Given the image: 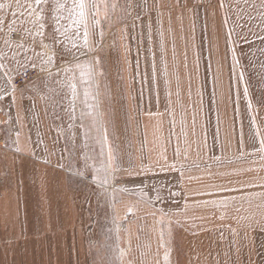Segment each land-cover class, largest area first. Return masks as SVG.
<instances>
[{
  "label": "rangeland",
  "instance_id": "374dc122",
  "mask_svg": "<svg viewBox=\"0 0 264 264\" xmlns=\"http://www.w3.org/2000/svg\"><path fill=\"white\" fill-rule=\"evenodd\" d=\"M108 2L89 51L71 20L60 43L41 47L34 0H0V62L15 86L0 88V175L19 181L18 210L14 187L0 191V264H129L127 219L115 215L128 193L154 209L165 264H264L261 0ZM25 28L37 43L18 49ZM79 62L91 64L87 84ZM109 146L116 171L101 187ZM180 165L198 170L191 182L205 173L219 204L210 217H174L186 198Z\"/></svg>",
  "mask_w": 264,
  "mask_h": 264
},
{
  "label": "snow or ice",
  "instance_id": "6c2138e0",
  "mask_svg": "<svg viewBox=\"0 0 264 264\" xmlns=\"http://www.w3.org/2000/svg\"><path fill=\"white\" fill-rule=\"evenodd\" d=\"M236 3L237 6H239L240 0H236ZM244 3L247 4L248 0H244ZM34 4L35 8H38L39 11H33L32 15L34 16V19L32 20V24L36 30V35L42 37L40 41L41 47L52 48L55 44L60 43L61 41L59 40V36L65 35V33L61 30V21L71 20V23L77 28V35L79 34L80 27L83 26V39L85 45L88 46L89 51L92 50L89 43L90 36L92 35L93 31L97 29V27L100 25L101 10L103 9V15L105 18H107V10L109 8L108 0H34ZM3 7L4 5H0V8ZM111 7L114 9L116 7V3L113 2L111 4ZM261 7L264 8V0H261ZM13 15L16 14L13 13ZM262 15H264V13H262ZM239 19L240 17L237 16V21H239ZM0 23H3V21H0ZM237 27L242 29L244 26L237 23ZM46 28H48L49 31L46 32ZM99 35L101 38L103 37L102 30L99 32ZM29 39H31V43L33 45L37 43L35 36L32 34V31L30 29L25 28L23 29V35L18 38L17 48L25 49V45L29 42ZM45 39L50 41V43L44 44L43 40ZM241 39L246 40L247 37L241 35ZM261 39L264 40V37H261ZM4 42L5 44H7L9 41L5 39ZM73 47L77 46L74 44ZM37 55L43 56V53H38ZM54 56L55 52H53L52 57H49V63L53 62ZM233 59L236 61L237 65H239L240 61L235 55L233 56ZM32 67L35 68L36 65L33 64ZM74 67L75 69L80 70L81 77H88V80L83 81V83L87 84L93 74L91 64H89L88 62H79L76 63ZM261 68L264 69V65H261ZM0 70H3L2 73H0V88L8 86L11 87L14 92L15 86L11 83L14 77L10 75V73L13 72L14 69H11L7 66V64L0 62ZM41 71H43V68H41ZM65 71H72V66L70 65L66 67ZM75 78L76 77L73 76V79ZM238 78L240 80H245L243 69H241ZM70 86L72 89V94L75 97L76 85L71 84ZM85 94L87 95V92ZM244 95L247 99L249 109H252L253 104L249 96V90L246 83L244 87ZM99 131L101 132V139L103 143L105 145H108L109 142L106 130ZM259 143L260 150L264 151V139H261ZM178 154L179 153L177 151V155ZM107 161V166L101 163L100 168L97 169L98 172L102 171L104 173L103 179L100 180L101 187L109 183V176H111L112 173L116 171V169L112 167L114 156L113 150L110 146L107 149ZM172 168L175 169V165H172ZM93 179L100 178L94 176ZM260 195L264 196V193H261ZM157 199H159V197H157ZM164 259L165 261H168L169 256L165 255Z\"/></svg>",
  "mask_w": 264,
  "mask_h": 264
},
{
  "label": "crops",
  "instance_id": "0c3cea01",
  "mask_svg": "<svg viewBox=\"0 0 264 264\" xmlns=\"http://www.w3.org/2000/svg\"><path fill=\"white\" fill-rule=\"evenodd\" d=\"M0 157L4 158L2 156ZM161 164L164 163L161 162ZM178 168L183 172V184L185 185L183 193H185L186 198L184 205L175 210L174 217L181 219L183 223H186L187 219L192 217L203 216L206 218L213 215L210 212L211 208H213L212 200L209 194L210 192L204 183L205 173L197 175V182H191L189 176L195 175L191 171L198 170L194 167L188 168L183 165H180ZM162 169H166V167H163ZM4 175V172L0 175V184L2 187L0 191L3 192V190H9V185L14 187L11 192L13 200L17 205L16 209L18 210V178L16 179V177L12 175L10 183L5 179ZM201 180L203 183L200 182ZM176 185L177 183L174 186ZM6 193L7 192L3 195ZM213 209H219L218 201H216V205ZM115 215L118 219H124L125 217L127 219L124 224V233L125 245L130 251L129 264H165L162 254L163 248L160 242L158 221L156 219L157 216L154 209L147 201L143 200L139 195L128 193L127 196L119 200L115 205Z\"/></svg>",
  "mask_w": 264,
  "mask_h": 264
},
{
  "label": "built area",
  "instance_id": "2783aa9c",
  "mask_svg": "<svg viewBox=\"0 0 264 264\" xmlns=\"http://www.w3.org/2000/svg\"><path fill=\"white\" fill-rule=\"evenodd\" d=\"M1 111V110H0ZM6 148V140L3 134L1 133V127H0V149H5Z\"/></svg>",
  "mask_w": 264,
  "mask_h": 264
}]
</instances>
